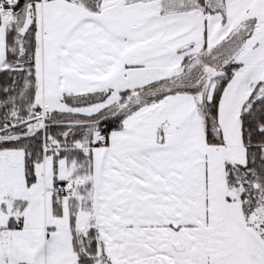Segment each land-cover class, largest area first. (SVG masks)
I'll return each mask as SVG.
<instances>
[{
  "label": "snow or ice",
  "instance_id": "1",
  "mask_svg": "<svg viewBox=\"0 0 264 264\" xmlns=\"http://www.w3.org/2000/svg\"><path fill=\"white\" fill-rule=\"evenodd\" d=\"M0 264H264V0H0Z\"/></svg>",
  "mask_w": 264,
  "mask_h": 264
}]
</instances>
